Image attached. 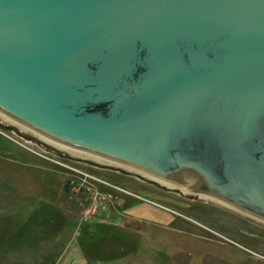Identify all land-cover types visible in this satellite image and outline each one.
<instances>
[{
    "label": "water",
    "instance_id": "obj_1",
    "mask_svg": "<svg viewBox=\"0 0 264 264\" xmlns=\"http://www.w3.org/2000/svg\"><path fill=\"white\" fill-rule=\"evenodd\" d=\"M0 112L42 152L264 221V0H0Z\"/></svg>",
    "mask_w": 264,
    "mask_h": 264
},
{
    "label": "rangeland",
    "instance_id": "obj_2",
    "mask_svg": "<svg viewBox=\"0 0 264 264\" xmlns=\"http://www.w3.org/2000/svg\"><path fill=\"white\" fill-rule=\"evenodd\" d=\"M0 264H264V221L0 131Z\"/></svg>",
    "mask_w": 264,
    "mask_h": 264
},
{
    "label": "flooded vegetation",
    "instance_id": "obj_3",
    "mask_svg": "<svg viewBox=\"0 0 264 264\" xmlns=\"http://www.w3.org/2000/svg\"><path fill=\"white\" fill-rule=\"evenodd\" d=\"M86 157V156H85ZM88 158H90V159H94L93 158V156L91 155V156H87ZM92 157V158H91ZM57 158H59V157H57ZM59 159H63V158H59ZM63 160H66V161H69V162H73V161H70V160H68V159H63ZM73 163H75V164H79V165H81L80 163H76V162H73ZM103 163H106V164H108L109 162L108 161H106V162H104V160H103ZM112 164V163H111ZM113 165V164H112ZM116 166L118 165V164H115ZM82 166H85V167H87V168H89V169H93V170H96V171H101V172H109V173H113V174H118V175H121V176H126V177H128V178H131V179H133V180H138V181H140V182H142V183H145V184H147V185H149V186H152V185H150V184H148V183H146V182H143V181H141V180H139V179H137V178H135V177H133V176H128V175H124V174H121V173H119V172H116V171H111V170H107V169H99V168H95V167H92V166H89V165H86V164H82ZM122 168H124V169H126V170H128L129 171V169H127V168H125V167H122ZM98 181L99 182H104V183H106V184H108V185H110V186H113V187H116L115 186V184H112V183H108L109 181L108 180H101V179H98ZM152 187H154V186H152ZM156 188V187H155ZM158 189V188H157ZM170 193V192H169ZM170 194H174V193H170ZM176 195V194H175ZM178 196V195H177ZM180 197V196H179Z\"/></svg>",
    "mask_w": 264,
    "mask_h": 264
},
{
    "label": "bare ground",
    "instance_id": "obj_4",
    "mask_svg": "<svg viewBox=\"0 0 264 264\" xmlns=\"http://www.w3.org/2000/svg\"><path fill=\"white\" fill-rule=\"evenodd\" d=\"M2 114V113H1ZM66 148V147H65ZM71 152H73L74 154H77V155H83V156H89L88 154H83V152H80V151H77V150H73V149H69ZM93 156V155H92ZM92 158V157H91ZM94 159L96 160H99V157L97 156H93ZM101 159V158H100ZM165 185L169 186V187H175L174 185H170L166 182H164ZM182 188V187H181ZM183 191H188L187 189L185 188H182Z\"/></svg>",
    "mask_w": 264,
    "mask_h": 264
}]
</instances>
